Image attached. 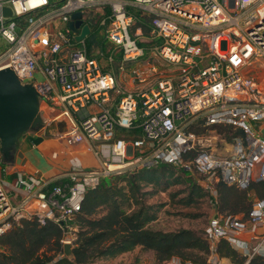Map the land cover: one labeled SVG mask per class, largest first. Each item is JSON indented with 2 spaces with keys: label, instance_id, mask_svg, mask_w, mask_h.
I'll list each match as a JSON object with an SVG mask.
<instances>
[{
  "label": "built area",
  "instance_id": "built-area-1",
  "mask_svg": "<svg viewBox=\"0 0 264 264\" xmlns=\"http://www.w3.org/2000/svg\"><path fill=\"white\" fill-rule=\"evenodd\" d=\"M5 6L11 16L0 11V69L11 68L22 84H31L41 105L63 103L56 117L66 118L69 128L57 137L96 142L101 162L90 170L75 167L65 182L52 185L17 170L14 192L0 178V236L21 220L51 221L63 231L61 243L72 245L87 190L110 175L161 163L194 170L212 188L223 182L244 190L264 181V0H0V9ZM78 11L89 34L90 24L100 27L123 62L152 53L143 87H117L114 74L90 56L89 34L75 40L68 24ZM140 16L149 17L148 33L136 27ZM112 91L119 95L114 109ZM88 103L98 110L80 112ZM196 119L208 133L188 130ZM215 126L241 134L228 140ZM135 128L138 137L116 135ZM216 205L204 228L211 253L225 239L245 251L246 263L264 257V198L253 197L246 216L220 214Z\"/></svg>",
  "mask_w": 264,
  "mask_h": 264
},
{
  "label": "trees",
  "instance_id": "trees-1",
  "mask_svg": "<svg viewBox=\"0 0 264 264\" xmlns=\"http://www.w3.org/2000/svg\"><path fill=\"white\" fill-rule=\"evenodd\" d=\"M148 18L140 16L136 22V27H141L144 33L149 31ZM97 35V31H94L91 41H96ZM87 47L90 56H94ZM192 127L188 130L197 132ZM217 128L228 140L233 135L241 134L240 130L233 131L229 126ZM194 155L195 151L189 152L184 159L190 160ZM174 172L177 174L171 178ZM186 172L183 167L161 163L103 178L98 186L84 194L81 210L75 220L78 229L71 245L72 258L63 254V231L57 224L49 221L38 226L34 221L21 220L19 225L0 236V264H92L95 260L113 258L136 247L152 251L157 263L178 258L181 263L206 264L211 251L204 234L189 228L160 231L149 227L157 217V208L145 203L146 196L181 182L188 184L180 190L187 191L178 200L183 206H191L208 195L196 182L184 180ZM149 187L151 190H147ZM250 191L258 198H264V181L254 182L244 190L218 182L217 211L223 215L246 216L251 209ZM175 195L173 193L171 197ZM215 252L231 258L236 264L247 261L246 255L239 254L225 239L218 240ZM246 264H264V257L255 255Z\"/></svg>",
  "mask_w": 264,
  "mask_h": 264
},
{
  "label": "crops",
  "instance_id": "crops-1",
  "mask_svg": "<svg viewBox=\"0 0 264 264\" xmlns=\"http://www.w3.org/2000/svg\"><path fill=\"white\" fill-rule=\"evenodd\" d=\"M146 53L148 54V57H145L144 59L140 58L141 60L136 61V64L133 67H126L123 65L122 55L119 62H115L114 58L112 62H109L108 57L110 54H112L113 57L112 52L106 56V59L104 60L106 63L104 64L100 58H97L102 66L103 71L114 74L117 87H122L126 90L132 91L145 85V62L148 60V58L152 57V53L147 51L145 54ZM97 54L100 55L99 53ZM100 56H104V52ZM128 69H131L134 75L130 76L131 71L129 73L127 71ZM136 69H142V76H137L135 74ZM118 99L119 95L115 91H112L109 101V105L112 109H114ZM45 107V110L47 111L41 110V116L46 125L42 126L36 131H27L23 133L17 141V151L22 153L20 158L21 162L18 164L5 163L2 161L0 164V178L6 182L7 188L10 189V192H14L13 181L15 178V172L17 170H20L23 174H32L43 178L47 181H50L52 185L65 182L67 180V173L73 170L75 167L90 170L100 166L101 160L96 153L98 147L96 142L83 140L78 143L68 144L57 137L59 132L65 131L69 128V123L66 118L56 117L63 110L64 104L60 102H49L45 104ZM98 108L99 107L96 104L88 103L84 106V108H80L79 110L80 112L83 110V112L86 111L88 114H90L96 112ZM68 110L70 111L71 115L79 118L78 112H75L70 107ZM130 130L132 131L131 136L133 137H138L141 135L138 128ZM118 133L119 132L117 131L116 135ZM120 135L123 134L120 133ZM123 136L128 138L126 135ZM213 210L215 212L214 208ZM231 247L239 252V254H245L244 250L234 246ZM111 259L115 264H120L122 262V264H129L135 261L137 264H191L188 261L181 263L178 258H172L161 263H157V261H155L153 252L142 251L141 247H136L132 251L119 254ZM206 264L236 263H234L229 257L219 256L216 252H213L207 257Z\"/></svg>",
  "mask_w": 264,
  "mask_h": 264
},
{
  "label": "rangeland",
  "instance_id": "rangeland-1",
  "mask_svg": "<svg viewBox=\"0 0 264 264\" xmlns=\"http://www.w3.org/2000/svg\"><path fill=\"white\" fill-rule=\"evenodd\" d=\"M93 19H96V16L93 17ZM92 27V33L89 34L85 40L87 45L89 46L90 52L92 55H96V57L100 58V60L104 63H106L104 60L106 59V56L112 52L113 58L115 62H119L121 58V52L118 50L119 47L115 46L112 42L104 38V35L102 33V29L96 25L90 24ZM52 26H49V30H51ZM133 28L129 29L130 35L132 38H135L133 35ZM94 31H97V37L96 41L90 39L91 35ZM137 39V38H136ZM138 40V39H137ZM4 45L1 46L2 49L6 48L7 45L4 41H2ZM143 46H148L147 43H143ZM225 44H221V48L224 49ZM99 51L104 52V56H100L97 53ZM145 57H148V54L146 53L144 57L141 59H144ZM140 59V60H141ZM136 61H130V62H123V65L126 67L130 66L133 67L136 63ZM168 66V65H167ZM161 68H165L160 66ZM171 67H174L171 65ZM129 73L131 69L127 70ZM134 75L131 71L130 76ZM147 80V79H144ZM45 104L41 107V110H45ZM193 126V130L197 131L198 133H208L205 127L202 126L201 122L196 119L192 121V123L189 125ZM218 126H215L216 130L218 131ZM224 127V126H220ZM119 133H122L123 135L129 136L131 134V130H124L120 129L118 130ZM219 132V131H218ZM221 135H223L221 133ZM177 170V169H176ZM135 171V170H134ZM176 172L173 173L171 178L176 176ZM184 180L186 182H196L200 186H202L205 191L207 192V196L202 197L201 199H198L197 202L191 206H183L182 204L178 203V200L186 195L185 192H181L180 190H183L186 188L188 184L185 182L172 184L169 186L166 190H158L156 193L152 194L151 196H146L144 198V201L146 204H151L157 208V217L156 219L149 224V227L154 230H160V231H175L181 228H189L192 230H196L200 234H204V228L207 224V221L211 214L214 212L213 210V204L214 199L217 197V193H215V196L213 195V190L216 192V183L212 184L208 183L204 176L196 173L194 170H187ZM210 184V185H209ZM211 186L212 190H209L208 187ZM147 190H151V187H149ZM176 193L175 196L171 197V194ZM249 200H251L253 197H257L253 194L252 191L249 192ZM215 197V198H214ZM217 201V199H215ZM143 251V250H142ZM152 252V251H151ZM123 263V262H122ZM120 263V264H122ZM92 264H115L111 258H102L95 260Z\"/></svg>",
  "mask_w": 264,
  "mask_h": 264
},
{
  "label": "water",
  "instance_id": "water-1",
  "mask_svg": "<svg viewBox=\"0 0 264 264\" xmlns=\"http://www.w3.org/2000/svg\"><path fill=\"white\" fill-rule=\"evenodd\" d=\"M0 11L5 17L11 16L7 6ZM68 25L77 41L90 33L79 11L71 14ZM40 106L38 93L31 84H22L11 68L0 69V154L3 162H21L22 153L17 151V141L23 133L43 126ZM63 254L73 257L71 244H63Z\"/></svg>",
  "mask_w": 264,
  "mask_h": 264
},
{
  "label": "bare ground",
  "instance_id": "bare-ground-1",
  "mask_svg": "<svg viewBox=\"0 0 264 264\" xmlns=\"http://www.w3.org/2000/svg\"><path fill=\"white\" fill-rule=\"evenodd\" d=\"M42 106H44V104H42Z\"/></svg>",
  "mask_w": 264,
  "mask_h": 264
}]
</instances>
